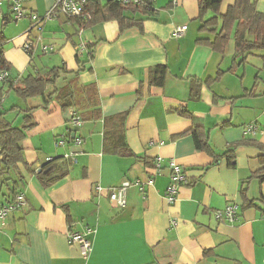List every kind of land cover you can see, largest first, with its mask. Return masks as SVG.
Here are the masks:
<instances>
[{
  "label": "crops",
  "instance_id": "crops-1",
  "mask_svg": "<svg viewBox=\"0 0 264 264\" xmlns=\"http://www.w3.org/2000/svg\"><path fill=\"white\" fill-rule=\"evenodd\" d=\"M22 1L39 15L55 2ZM234 2L223 0L221 13ZM257 9L264 13V0H257ZM1 10L3 16L9 12L8 3ZM141 10L152 15L137 14L141 26L123 32L116 20L79 28L65 16L46 22L41 32L30 31L29 18L4 27L3 52L13 77L61 65L78 71L79 58L80 80L96 84L102 118L83 120L70 136L69 109L57 101L44 108L40 97L23 100L13 90L5 92L0 111L6 119L22 127L32 108L35 124L20 142L32 171L20 163L6 183L0 176V205L16 181L27 203L0 221V264H264V182L246 183L261 165V152L240 145L234 159L223 155L216 161L196 147L192 133L199 125L218 155L245 139L264 143V51L241 62L235 45L230 48L233 40L224 53L198 43L214 38L199 30L198 0H156L152 9ZM212 16L208 12L204 19ZM178 25H188L179 39L172 37ZM28 40L32 56L23 48ZM44 45L54 46L55 57L45 55ZM157 66L167 67L163 85L150 83ZM120 113H126L131 155L104 148L103 119ZM253 124L257 130L249 133ZM58 140L65 143L57 147ZM157 157L163 159L159 172ZM171 159L189 180L173 204L166 199ZM124 180L140 181L145 189L130 186L121 207L109 192ZM244 188L252 205L244 204ZM232 203L239 204L238 219L217 220L214 212ZM85 227L93 229L87 257L68 241L69 232Z\"/></svg>",
  "mask_w": 264,
  "mask_h": 264
},
{
  "label": "trees",
  "instance_id": "trees-1",
  "mask_svg": "<svg viewBox=\"0 0 264 264\" xmlns=\"http://www.w3.org/2000/svg\"><path fill=\"white\" fill-rule=\"evenodd\" d=\"M3 1L8 3L9 12L4 14L3 19L0 21L2 25V27L0 26V71H11V64L4 55L3 46L7 40L4 27L12 20V4L10 0ZM198 2V19L201 21L199 30L200 32H208L214 36L212 39L199 38L197 40L198 43L208 45L218 53H224L233 40L235 59L239 57L241 62L246 61V56L255 51H264V13L257 9V0H235L225 13H221L223 0H198ZM208 12H213L214 16L204 19ZM137 14L144 16L152 15V13L135 6H122L112 1L104 3L93 1L87 7L84 15L67 17V19L79 28H90L98 23L116 20L119 23L120 31L123 32L129 28L141 26L142 20L137 18ZM29 55L32 56V50ZM77 60L81 65L78 71H69L65 65H61L49 67L46 70H31L27 74H22L18 77H13L10 72L9 79L1 84H8L7 90L0 85V103L5 92L13 90L23 100L40 97L43 100L44 108H48L53 101H57L63 110L75 108L76 114L82 120L102 118L101 101L97 86L93 82H81L80 73L84 69V62H81L79 58ZM233 69L234 67H231L229 71ZM166 72V66H157L153 71L150 83L163 85ZM223 73L221 71L220 75ZM31 111L32 108L27 110L28 114L24 117L25 124L22 127L14 126L6 119V112L0 111V176L3 177V182L5 183L10 180V178H6L7 175L17 170V166L20 163L24 164L28 172L32 171V166L24 162L22 147L20 145L26 131L35 124ZM125 119L126 113L104 117L103 132L104 148L106 151L119 155L132 154L126 142ZM72 133L73 131L69 130L70 136ZM192 133L196 147L211 153L216 161L223 155L231 160L234 159L237 146L251 145L256 147L261 152V165L251 174L246 183L252 179L264 182V143L245 139L235 143L233 149L228 150L222 155H218L212 150L207 135L200 129L199 125L193 127ZM19 179L21 180L22 176ZM17 182L10 188V194L6 203L15 202L17 194L22 192L19 190ZM241 193L245 206L252 205L253 201L248 198L246 188L242 189Z\"/></svg>",
  "mask_w": 264,
  "mask_h": 264
},
{
  "label": "built area",
  "instance_id": "built-area-1",
  "mask_svg": "<svg viewBox=\"0 0 264 264\" xmlns=\"http://www.w3.org/2000/svg\"><path fill=\"white\" fill-rule=\"evenodd\" d=\"M93 1L108 2L112 1L122 6H135L141 9H152L153 4L156 0H55L53 7L48 10L44 15H39L37 13H31L26 10L22 0H10L12 4L11 18L12 21L18 22L23 19L29 18L31 20L30 31L36 29L38 32L43 30L44 24L48 21H53L58 19L61 16L65 17H79L86 13L87 7ZM3 0H0V21L3 19V13L1 10V4ZM188 30V25H178L174 28L172 32V37L182 38ZM41 36L39 37V39ZM24 50L30 54L33 48L32 41H26L23 45ZM53 45H44L42 50L44 53H51L54 51ZM85 50V45H80L77 47L78 54L82 53ZM10 77V71L2 70L0 71V85L5 83ZM70 117L68 120L69 130L75 131L80 129L83 125V120L76 114L75 108H70ZM257 130L256 125H249L247 131L249 133H254ZM74 141L77 144L82 143L81 137H74ZM64 140H58L56 146L59 147L63 145ZM71 156V155H67ZM52 160V158H48ZM162 158L157 157L155 160L157 171L159 172L162 169ZM169 166L172 168L171 182L166 190V199L170 204L175 203L177 199V194L182 185H185L189 182L184 169L176 164V162L171 159L169 161ZM148 184L152 185L154 183V178L151 177ZM136 185L140 188L141 191H144L145 184L140 181H130L124 180L120 185L112 187L109 192L110 199L115 202L118 206L125 207L127 204V190L130 186ZM25 194L20 192L17 194L15 202L13 203H4L0 205V221L7 218V216L22 207L26 206ZM214 215L217 220L227 221L230 223L235 222L239 216V204L232 203L228 204L224 209H218L214 212ZM173 224H176V220L173 221ZM93 233L92 227H85L83 231H72L68 233L69 243L79 244L81 254L84 257H87L92 249V240L91 234Z\"/></svg>",
  "mask_w": 264,
  "mask_h": 264
},
{
  "label": "rangeland",
  "instance_id": "rangeland-1",
  "mask_svg": "<svg viewBox=\"0 0 264 264\" xmlns=\"http://www.w3.org/2000/svg\"><path fill=\"white\" fill-rule=\"evenodd\" d=\"M4 2H5V8H6V10H7V2H6V1H4ZM45 13H46V12H45ZM45 13H43V15H44ZM11 25H14V24H11ZM1 27H2V25H1ZM230 48H231V49H234V43H233V42L231 43ZM45 55H50V56H52V57H55V54H53V52H51V53H46ZM46 57H47V56H46ZM13 95H14V94H13ZM14 98H16L15 95H14ZM10 99H11V98H10ZM9 102H11V100H8L7 104H8Z\"/></svg>",
  "mask_w": 264,
  "mask_h": 264
},
{
  "label": "water",
  "instance_id": "water-1",
  "mask_svg": "<svg viewBox=\"0 0 264 264\" xmlns=\"http://www.w3.org/2000/svg\"><path fill=\"white\" fill-rule=\"evenodd\" d=\"M75 135V134H74Z\"/></svg>",
  "mask_w": 264,
  "mask_h": 264
}]
</instances>
